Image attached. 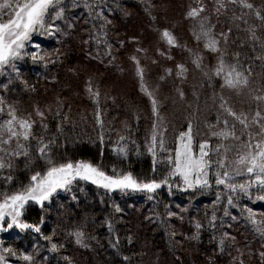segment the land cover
<instances>
[{
  "label": "trees",
  "instance_id": "trees-1",
  "mask_svg": "<svg viewBox=\"0 0 264 264\" xmlns=\"http://www.w3.org/2000/svg\"><path fill=\"white\" fill-rule=\"evenodd\" d=\"M246 2L253 7L244 8L239 0L235 4L230 0H78L79 6L69 14V10L65 11L67 23L59 25L61 32L54 36L38 32L32 37L41 46V54L46 53L55 62L23 60L21 69L32 87L20 93L11 92L8 99L18 102L21 115H34L36 108L45 113L43 123L47 129L41 128V119L34 118L33 130L46 142L55 141L52 151L59 162L84 161L108 175L131 173L139 182H159L168 176L171 165L164 156L154 159L149 151L152 125L148 101L136 90L134 82L124 83L123 74L109 62L128 65L132 54L144 55L138 39L151 45V52L158 55L165 41L164 29L159 24L167 20L174 22L175 40L197 42L192 30L198 31L200 20L206 17V27H211L212 35L224 45H219V53L207 49L196 53L203 57L202 64L206 62L195 84L207 100L213 97L218 101L212 110L219 114L224 87L221 81L211 82L218 57L223 55L227 64L238 63L249 77L242 102L253 108L260 103L259 112L264 116V58H257L264 57V48L260 46L264 42V0ZM199 6L205 9L200 17L187 18L189 10ZM253 31L258 39L252 38ZM197 43L204 46L205 40ZM172 53L182 56L181 51ZM156 67V72L164 68L160 64ZM89 86L99 91L98 98L87 91ZM251 120L249 117L248 121ZM32 158L34 163L28 169L23 157L15 161L11 184L4 179L9 172L0 171V190L15 191L29 182L33 172L43 171L44 163L36 157L35 150ZM244 179L236 178L237 182ZM210 183L208 192H177L173 186L165 185L149 193L111 192L78 180L70 192L60 191L51 202H45L43 209L32 203L25 207L23 220L39 225L40 233L4 235V244L17 253L23 250L31 255V264H264L260 256L264 252V235L255 230L244 211L252 208L256 216L261 214L264 218V201L229 193L215 184L212 175ZM257 193L254 188L252 196ZM228 195L233 196L234 206L227 203ZM117 206L122 211L116 212ZM225 209L229 212L227 217ZM169 211L176 215L169 216ZM213 211L217 216L214 228L209 226ZM197 222L202 228L199 238L193 239ZM108 224L113 226L112 231ZM77 230L85 233L87 247L75 242L71 233ZM224 232L235 240L227 239L221 252L219 240ZM117 236L119 243L113 248ZM44 237H52L58 251H50L51 243ZM12 262L29 264L20 258Z\"/></svg>",
  "mask_w": 264,
  "mask_h": 264
},
{
  "label": "snow or ice",
  "instance_id": "snow-or-ice-1",
  "mask_svg": "<svg viewBox=\"0 0 264 264\" xmlns=\"http://www.w3.org/2000/svg\"><path fill=\"white\" fill-rule=\"evenodd\" d=\"M230 2L235 4L237 0H230ZM239 2L244 8L251 9L253 7L246 0H239ZM62 5L63 0H0V70L8 65L15 68V62L23 60L25 56L30 57L33 63L44 62L47 64L55 62L47 58L46 53L41 54V46L39 44L31 45L35 49L33 51H28L27 47L34 33L40 32V34L46 33L49 36H54L57 32L62 31L59 25L54 23L64 18L65 7ZM85 6L91 8L90 5L86 4ZM220 7H223V4ZM204 10L203 6L191 8L187 13V18L196 20ZM217 11H219V8ZM257 16H259L258 12ZM206 21V17L201 19L199 30L197 31L196 28H193L192 34L197 42L201 39L205 40V49L213 53H219V41L212 35V28L206 27ZM64 22L67 23V21ZM69 27H72V25L69 24ZM162 36L170 45H175V38L168 30H164ZM252 38L254 40L258 39L254 31ZM260 46L264 48V42ZM56 51L58 52L59 50L57 49ZM133 59L135 60L134 57ZM202 59V56L196 55L193 63L197 67H200ZM139 63L137 60L136 74L141 81V90L150 98L152 112L158 116L156 108L157 101L153 97L152 92L143 83L144 70L139 67ZM177 67L181 73L186 70L182 64L177 65ZM167 71L170 75L171 69ZM247 71H250V69ZM213 75L216 77L222 76V87L229 89L239 91L249 85V77L245 74V71L238 67V63L227 64L223 55L218 57V64L214 69ZM89 84H91L90 81ZM87 91L97 98L100 95L98 90L93 91V88L90 86L87 88ZM180 94L181 96L183 95L182 92ZM220 99V108L234 122L230 124L227 118L221 121L218 116L216 125L211 126L218 128V130L213 131L211 135L219 141H228L231 139L238 143L229 146L218 143L216 148L212 149L211 145L203 142L199 144L198 152L194 151L193 137L191 134L192 127L189 125L186 132L179 134L174 155L167 157V161L171 165L168 176L159 182L155 179L150 182H139L131 173L110 176L100 170V168L84 161L72 162L71 160H67L65 162H59L52 151L55 141L48 140L46 142L43 136H37L35 134L33 129L36 121L31 119V114L27 117L18 116L17 109L12 105H8L7 111L5 112V101L3 97H0V114L7 116L0 123V171L7 170L9 172V175L4 178L6 183L11 184L13 179L11 172L15 168V161L19 158L23 157L25 168H30L32 163H34L32 158L33 150H35L36 157L44 163V170L33 172L27 184L21 185L12 192L6 189L0 190V232L8 231L15 226L22 232L32 230L40 233L41 228L39 225L29 224L21 219L25 206L29 202H34L43 209L45 202H51L52 198L61 190L70 192L73 184L78 180L90 181L92 184L108 191L131 189L133 191L155 193L165 185L170 188L171 185L168 181L175 177H179L182 180L184 190L196 188L208 189L212 186L209 181V176L212 175L215 178V184L217 186L222 185L229 193L245 195L251 199L254 188L258 191H264V139L253 142L251 132L245 133V130L249 128L247 117L243 114H237L231 107L227 106V101L222 96ZM256 99L260 100L262 98L256 97ZM35 112L41 118V128L46 130L47 125L43 123L46 119L45 113L39 108H36ZM57 115H59V111H57ZM65 119H67L66 116ZM99 122L102 125L103 122ZM235 122H238L243 128L240 135H237ZM252 123L260 126L261 131L258 135L264 136V116L259 111L256 112ZM221 124L223 127H219ZM153 129L152 147L149 148V151L155 156V146L157 144L155 125ZM58 130L62 131L59 128ZM245 134H247V139H242ZM32 141H35V144ZM159 144L160 150L164 151V140L162 138ZM13 145L15 146L13 147ZM221 149H223L222 153ZM233 149H235L236 157L229 162L228 153L233 151ZM121 151L123 152L124 150L121 149ZM213 152L217 157L215 160L212 159ZM113 172L115 173V169H113ZM240 176H244L246 179L243 182H237L236 178ZM219 199L220 197L218 196L217 200L219 201ZM256 199L264 201V196H257ZM227 203L233 205L232 195H228ZM115 211L120 212L122 209L117 206ZM244 211L247 212L246 218L255 226L256 231L264 235V226H261L264 224V221L257 220L256 213L252 208H247ZM168 214L169 216L176 215V213L171 211ZM224 216H229L227 209L224 210ZM231 218L233 220L236 219V217ZM216 221L217 216L215 211H213L209 220V226L216 227ZM195 227L197 231L192 238L198 239L202 225L197 222ZM108 228L109 231L113 230L111 224H108ZM53 235H55V232H53ZM71 235L75 237L77 244L87 247L84 243L85 233L83 231L77 230L71 233ZM173 235L175 234L173 233ZM44 239L51 243L50 251H58V246L52 242V237H44ZM227 239L234 241L235 237H229L227 232L222 234L219 240L221 252L224 251ZM129 242H131V238H129ZM3 243L0 240V264H8L4 254L7 253L11 256H16V252L10 247H3ZM118 243L119 237L117 236L116 243H113L112 247L116 248ZM260 256L264 259V252H261ZM19 258L29 262V264L33 261V257L27 254ZM124 259L128 260V257H124ZM241 264H243L242 261Z\"/></svg>",
  "mask_w": 264,
  "mask_h": 264
},
{
  "label": "rangeland",
  "instance_id": "rangeland-1",
  "mask_svg": "<svg viewBox=\"0 0 264 264\" xmlns=\"http://www.w3.org/2000/svg\"><path fill=\"white\" fill-rule=\"evenodd\" d=\"M70 2H75V3H73L70 6ZM77 2L78 0H63L62 6L65 7V11L69 10L67 11L69 14L72 8L79 6ZM86 4L88 5V3ZM64 21L65 18L59 21H55L54 23L56 25H62L65 24ZM159 25L161 28L163 27L162 29L168 30L175 38V35L172 32V30H175L173 27L174 22L167 20L166 22L165 21L161 22ZM37 34L38 32L34 33L33 36H37ZM138 41L141 42L140 44H138V46L145 52L144 55H139L136 53L132 54L129 57L128 65H125L123 62L114 61V60L109 63L115 66L119 74H123L124 83L129 84V82L132 83L134 82L136 90L139 91V93L142 94L144 98H146L148 101V108L151 111V125H152L151 128L152 130L149 135V143H148L149 148L152 147V134L154 130L153 129L154 125H155V131L157 133V144L155 146L156 154L155 156H153L154 159L158 158L159 155L164 156L166 159L169 155H174L175 148L177 147V140L179 134L182 132H186L189 125H191L192 127L191 134L193 137L194 151L198 152L199 144L203 142H207L209 145H211L212 149H215L218 143H223L225 146L237 144L238 143L237 141H233L231 139L228 141H219L216 137H213L211 135L213 131L218 130V128L211 127L212 125H216L218 116L221 121L227 118L230 124L233 123L234 121L231 117L226 116V114L220 108V104L218 106L219 114L213 112L212 108L217 105L218 101L213 100L212 99L213 97L207 100L204 97V95L201 93L199 85L195 84L196 79H198L200 77V73H202V69L206 61L203 64L201 63L200 67H197L196 64L193 63V60L195 59L196 53L202 49H205V47L197 43L195 40L194 41L188 39L175 40L176 42L175 45H170L165 39L163 43L164 47H162L159 50L158 55L157 54L155 55L151 52L152 50L151 45L149 46V44H147V42H144V40L141 41L138 39ZM32 44L35 43L31 40V42L27 47L28 51L35 50L31 47ZM221 44L222 46L224 45L222 42ZM221 44L219 43L220 46ZM149 51L151 53H148ZM180 51L182 52V56L179 55L178 53ZM172 52H174V54L175 52H177L178 54L173 55ZM133 57L135 58V60L133 59ZM161 58L162 60L160 61L159 59ZM26 59L27 61H29V63H31L32 60L30 57L25 56L23 60ZM23 60L16 61L15 68H13L11 65H8L5 66L2 70H0V97L4 98L5 112L7 111L8 105H12L17 109L18 116L27 117L29 114H31L32 120H34L35 118L37 121H39L41 118L36 114L32 115V113L28 112V115L26 114L21 115L20 112L22 111L18 102L16 101V103H14L8 99V96L11 97L10 94L11 92L20 93V91L32 87V84H29L27 78H25L24 76L25 71L23 73V70L21 69L23 67V63H22ZM137 60L140 62L139 67L143 68L144 70L143 83L147 86L148 90L152 92L153 97L157 101L156 108H157L158 116L154 115L152 112V105L150 102V98L145 94L144 91L141 90V81L139 76H137L136 74ZM215 60H217V58ZM155 64L163 65L164 68H162L160 72H156L157 70L155 71V68L157 67ZM181 64L184 65L186 69L183 73H181L180 69L177 67V65H181ZM169 69H171L170 75L168 74L167 71ZM161 77H163V79H161ZM218 81H221L223 83V77L222 76L216 77L215 75H213L211 83L215 84ZM181 92L183 93L182 96L180 94ZM244 94H245L244 89H242L241 92V90L237 91L234 89H229L227 87H224L221 92L223 99L227 101V106L231 107L235 112H237V114H243L244 116L247 117V119L249 117H252V120L248 121L249 128L245 130V133L251 132L253 137V142H255L256 140L264 139V136L258 135L261 129L258 128L257 125H254V123H252L253 114L256 111L261 112L260 103H256L255 108H253L249 104L245 105L244 102H242L241 100V95ZM26 111L28 110L26 109ZM26 111L25 113H27ZM6 118L7 116L5 114H0V123H2L3 120ZM235 123H236L237 135H240L243 128L238 122ZM219 127H223V125L221 124L219 125ZM161 138L164 140V149H165L164 151L160 150L159 141ZM242 139H247V134H245L244 137H242ZM222 152L223 149H221V153ZM228 156H229V161L235 159L236 157L235 149L229 152ZM216 158L217 157L213 152L212 159L215 160ZM210 177L211 175L209 176V181H210ZM240 177H244V176H240ZM86 182L91 183L90 181H86ZM169 184L173 186L172 189L177 192L194 190V189L184 190L183 182L179 177H175L169 180ZM196 189L205 190V192L206 191L208 192L209 190V189H201V188H196ZM115 191H121V190H115ZM124 191L140 192V191H133L131 189ZM259 192L264 193V191H258V193ZM258 193L256 194V196L255 195L252 196L251 199L254 200L257 197ZM31 203L35 204L34 202H29V204ZM258 215H257L258 217L256 216L257 220L264 221L262 215L261 214ZM21 219L23 220V216L21 217ZM252 226L255 228L254 225ZM261 226H264V224H262ZM28 231L31 232L32 230H26L22 232L14 226L12 229H9L8 231L0 232V240L3 239L4 235L15 236L21 233L27 234ZM3 240L2 241L5 243L6 239ZM4 243H3V247H7L8 245ZM25 253L26 252L21 250L19 253L16 252V256H11L7 253H5L4 255L8 264H19V262H12V260L19 259V257L24 255Z\"/></svg>",
  "mask_w": 264,
  "mask_h": 264
}]
</instances>
